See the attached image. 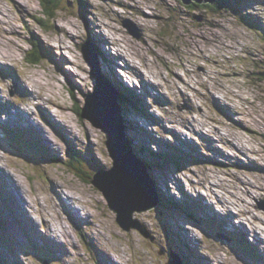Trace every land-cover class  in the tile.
I'll list each match as a JSON object with an SVG mask.
<instances>
[{
	"label": "rangeland",
	"instance_id": "1",
	"mask_svg": "<svg viewBox=\"0 0 264 264\" xmlns=\"http://www.w3.org/2000/svg\"><path fill=\"white\" fill-rule=\"evenodd\" d=\"M64 1L67 4L62 5L60 0L59 10L42 28L37 21L42 18L39 0H0V7L10 13V16L0 14L6 33L0 40V53L5 52L3 57L10 55L4 60L36 87L34 93L42 96L41 102L50 101L48 106L58 118L52 116V121L66 124L63 126L72 132L68 136L66 129L59 128L60 136L68 138L84 159L87 158L83 153L90 149L96 158L108 161L105 168L111 167L105 144L107 134L73 113L75 105L84 107L85 95L94 93L96 81L91 72L96 70L105 80L100 87L102 95L110 92L114 95L107 80L112 88L114 84L120 89L118 78L124 85L127 84L124 78L144 84L142 91H133V98L134 101L141 100L138 96L146 98L143 106H150L147 115L127 106L120 108L125 112H120L127 129L125 136L133 140L134 146L145 145L147 158L148 151L153 154L169 148L166 153L181 152L184 160L176 166L178 155L174 154L162 169L151 172L154 187L167 201L166 206L158 209L134 213L133 218L143 226L145 237L132 229L123 230L101 194L85 177L102 168L99 161L83 162L80 175L86 179L84 182L60 164L67 141L55 137L47 126L56 144L47 140L43 145L41 137L36 138L43 151L39 160L38 153L31 155L30 160L25 153L16 152L1 136V167L17 185L0 168L3 176L0 175V213L7 220L5 229L0 231V264H13L15 256L20 264H67V261L99 264L101 258L107 264L112 258L115 264H167L168 255L174 252L177 264H264V0H242L239 13L225 8L218 14L203 6L185 9L179 0ZM10 21L15 25L13 28ZM124 21L139 37L130 34ZM34 36L43 51L51 55L38 65L27 63ZM92 37L97 51L103 54L100 41L110 42L104 48L109 58L95 51L90 42ZM84 53L94 66L88 56L86 61ZM2 61L0 64L4 65ZM114 63L117 70L111 66ZM6 70L4 75L0 73L2 97L13 98L16 101L13 107L34 110L33 103L18 94L14 78ZM17 80L20 88L28 87L22 78ZM138 104L142 105L140 101ZM3 108L7 112L11 109L8 103ZM23 149L30 154V150H36L34 144L27 142ZM47 149L49 155L60 157L52 160L53 155L49 156ZM67 196H72V200ZM65 202L70 203L69 208H81L83 216L68 211ZM172 202L191 205L198 215L199 221L194 217L195 223L175 212L174 221L183 222L176 228L185 236L173 230L167 232L166 223L161 222L162 216L175 208ZM167 215L170 217L171 213ZM43 222L50 224L52 230L57 229L59 237L57 224L62 222L68 234L63 232L61 240L54 232L43 233L46 231ZM200 222H210L211 228ZM83 224L87 226L81 227ZM12 231L19 239L16 242L14 237V244L22 248L17 249L16 245V250L12 248ZM29 232L37 248L29 245ZM234 234L240 235L236 237L242 238L247 248L248 244L252 247L253 255L249 251L248 257L233 247L230 236ZM90 240L97 241L101 251L94 254L87 244Z\"/></svg>",
	"mask_w": 264,
	"mask_h": 264
},
{
	"label": "water",
	"instance_id": "2",
	"mask_svg": "<svg viewBox=\"0 0 264 264\" xmlns=\"http://www.w3.org/2000/svg\"><path fill=\"white\" fill-rule=\"evenodd\" d=\"M181 1L187 5L193 1L212 5L216 0ZM124 24L130 34L139 37L137 33L133 34V27L128 25V21H124ZM87 56L88 54L84 53L86 61H89ZM93 62L95 63V61ZM89 63L94 66L92 59ZM91 74L96 81V88L94 93L85 98L80 118L91 123L95 128L102 129L107 134L105 144L113 165L109 172H101V175L96 174L97 176L95 175L91 182L107 203L108 208L116 214V223L125 231L132 229L146 237L143 226L137 220L132 219L135 212L141 213L157 206L158 200L154 186L144 167L134 158L125 139L116 97L111 93L102 95L101 78L96 70H93ZM119 143L124 145V148L120 147Z\"/></svg>",
	"mask_w": 264,
	"mask_h": 264
},
{
	"label": "trees",
	"instance_id": "3",
	"mask_svg": "<svg viewBox=\"0 0 264 264\" xmlns=\"http://www.w3.org/2000/svg\"><path fill=\"white\" fill-rule=\"evenodd\" d=\"M59 1L60 0H39L40 6L42 8L40 17H42V18H37V21L42 26V28H45L46 21L48 19H51L54 16L55 12H57L59 10L58 5H61V4L66 5L67 4L64 0L62 3ZM179 1H180L181 5H183L182 7H184L185 9L186 8L192 9V8H197L198 6H203L207 9L211 10L215 14L220 13L221 11L225 10V8L234 10L237 13H239L238 7H239V5L242 6L241 2H243L242 0H216L214 2V4L209 5V4H199L198 2L193 1L191 4L187 5V4H184L181 0H179ZM59 3H61V4H59ZM83 9L86 10L84 7H83ZM37 38H38L37 36L32 37V39H33L32 42H34L33 43V49H32V51H30L31 54L29 55V58L27 59V63H29L30 65H38L42 59L41 51H43V47H40L41 43L38 42ZM72 94H73V91L71 90V98H73V100H74L75 95L74 94L72 95ZM118 102L122 106H124V105L127 106L126 105L127 102H126V99L124 96L119 97ZM81 111L82 110L80 107L77 108L76 105H75V107H73V113L75 112L74 115L79 120H81V118H80ZM14 139H16V141H18V138L14 137ZM130 142H132V141L130 140ZM18 143H19V141H18ZM73 162H74L73 155L71 156L70 154H68L66 160L63 161V165L67 168V170L69 172H72V171L77 172L78 171L74 164H73V166H71V163H73ZM69 167L71 169H69ZM146 167L151 168V166H149L148 164L146 165ZM82 180H84V179H82ZM85 181L86 180H84V182ZM160 199H161V197H160ZM233 243H234V247H236L239 251H241V253H243V254L246 253L248 255L246 247L243 246L241 244V242L234 240Z\"/></svg>",
	"mask_w": 264,
	"mask_h": 264
},
{
	"label": "bare ground",
	"instance_id": "4",
	"mask_svg": "<svg viewBox=\"0 0 264 264\" xmlns=\"http://www.w3.org/2000/svg\"><path fill=\"white\" fill-rule=\"evenodd\" d=\"M209 5H210V3H209ZM1 24V23H0ZM71 25V24H70ZM71 27H73V25H71ZM6 38H8V37H6ZM5 38V39H6ZM12 42V41H11ZM113 42V41H112ZM0 45H2V44H0ZM124 50V49H123ZM9 53V52H8ZM3 54H5V52L4 51H1V53H0V57L2 58V59H8V57H10V55H7L8 57H3ZM116 76V75H115ZM18 78H21L20 76H18V75H15V80H16V84L18 85V87H19V82H18ZM23 79V78H22ZM24 80V79H23ZM25 81V80H24ZM146 81V80H145ZM26 82V81H25ZM147 83H148V81H146ZM27 83V82H26ZM28 84V83H27ZM149 84H151V83H149ZM103 85V84H102ZM17 87V86H16ZM17 87V88H18ZM142 87L144 88V84H142ZM20 88V87H19ZM19 88H18V91H19ZM28 88L30 89V91H29V93L32 95L33 93H34V89L36 88V87H32V84L30 83V84H28ZM149 88H152L151 87V85H149ZM20 89H22V88H20ZM105 90V89H104ZM108 92V91H107ZM111 93V92H110ZM0 95H2L1 94V92H0ZM109 95V94H108ZM139 103V101L136 103V105L134 106V109H133V111L134 112H137V113H141L142 114V112H144V113H146V115H147V106L145 105V106H143V99H142V97H141V101H140V103L142 104V105H139L138 104ZM54 105L57 107V105L54 103ZM38 107H39V110L42 112V114H43V116H44V120L46 121V122H48L50 125H52L53 127H55V129H59V128H63V129H66L63 125H66V124H63V123H61V124H58V123H56V122H54V121H52V116H54L56 119H58L57 117H56V114H54V110L53 109H51V107H49V106H44V105H37ZM127 106H128V103H127ZM142 107H143V109H142ZM46 108H48V109H50V112L46 109ZM140 110H142V112H140ZM17 112V113H16ZM31 112V111H30ZM30 112H26L24 109H22V108H16L15 109V114L17 115V117L19 116V118H23V120H28V121H31L33 124H35V126L37 127H35L34 125H32V124H30L29 125V128H31V129H34L37 133H38V135L41 137V141H43V142H46L47 140H52L54 143H55V141L53 140V137L52 136H49L50 138H46L47 136H46V133H45V131L44 130H42L40 127H38L37 125H36V123L34 122V118H37V115H35V114H32V113H30ZM4 113H6V111L4 112ZM75 113V112H74ZM143 115V114H142ZM8 117H10L9 118V121H13V119H14V117L11 115H8ZM144 117V116H143ZM67 126V125H66ZM72 127V126H71ZM72 128H74V127H72ZM67 131V135L69 136V134L70 133H72V132H70V129H66ZM68 139V138H67ZM222 139V138H221ZM230 143V142H229ZM56 144V143H55ZM232 144H233V142H232ZM191 147V146H190ZM229 147V146H228ZM52 149V148H51ZM53 151L52 152H56V150H55V148H53L52 149ZM226 155H228L227 153H225ZM188 157H189V155H187ZM54 158H57V157H54ZM0 168L3 170L4 168H2L1 167V163H0ZM4 171V170H3ZM4 173H6V175L8 176V179L14 184V185H17V182L15 181V179L13 178V177H11L10 175H8L7 173L8 172H6V171H4ZM97 175H101V173H98ZM96 175V176H97ZM2 178H3V176H1ZM10 193V192H9ZM72 196H67V198L69 199V200H72V198H71ZM74 199V198H73ZM25 200V199H24ZM25 202H26V204H28V201H26L25 200ZM70 204V203H69ZM69 204H67L66 202H65V204H64V207L68 210V211H73V212H75L76 214H77V216L79 217V216H83V215H81V213H80V209L81 208H72V207H68V205ZM78 209V210H77ZM116 215V214H115ZM76 216V215H75ZM69 217L71 218V219H73V220H75V222H77L78 224H80V222L79 221H77L76 220V217H74L73 215H69ZM132 220H134V219H132ZM137 220V219H136ZM71 221V220H70ZM133 222V221H132ZM137 222H139L138 220H137ZM55 223V222H54ZM82 223V222H81ZM44 226L46 227V231L45 232H43V233H46V232H48V231H50V232H54L56 235H57V237H59V234H57L56 233V230L57 229H54V230H52L51 229V227H50V224H49V226L44 222ZM52 226H53V224H52ZM57 226L59 227V232H60V237H62V236H64L63 235V232L65 233V234H68V230H67V227L66 226H64L63 224H62V222H60L59 224H57ZM55 227V226H54ZM58 232V233H59ZM11 237H12V240L14 241V243H15V238H16V242H19V239H18V237H17V235L12 231V233H11ZM15 237V238H14ZM47 237H48V235H47ZM59 237V238H60ZM58 238V239H59ZM68 238V237H67ZM61 239V238H60ZM59 239V240H60ZM62 239H63V237H62ZM61 239V240H62ZM66 239V238H65ZM60 240V241H61ZM54 244H58L56 241L55 242H53ZM16 244H14V246H15ZM14 246L12 247L13 249H14ZM52 246H53V248H55L56 247V245H53L52 244ZM16 248H17V245H16ZM15 248V249H16ZM254 251H255V249H254ZM65 253H67V252H65ZM255 254H256V251H255ZM68 256V255H67ZM66 256V257H67ZM109 261H110V264H115L116 263V261H115V263H114V260L113 259H109ZM2 262V261H1ZM177 263V262H176ZM13 264H20V261H18L17 259H16V256H15V261H14V263Z\"/></svg>",
	"mask_w": 264,
	"mask_h": 264
}]
</instances>
